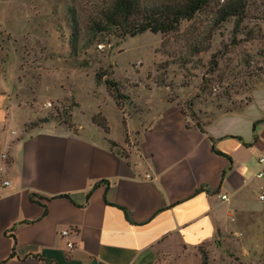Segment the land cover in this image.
<instances>
[{
    "label": "crops",
    "instance_id": "0c3cea01",
    "mask_svg": "<svg viewBox=\"0 0 264 264\" xmlns=\"http://www.w3.org/2000/svg\"><path fill=\"white\" fill-rule=\"evenodd\" d=\"M9 87L0 81V180L12 183L0 185V264H203L202 246L215 264L264 214V102L218 113L205 133L177 105L147 112L128 122L129 144L111 125L107 139L82 125L28 133L34 110ZM65 228L77 234L71 252Z\"/></svg>",
    "mask_w": 264,
    "mask_h": 264
},
{
    "label": "rangeland",
    "instance_id": "374dc122",
    "mask_svg": "<svg viewBox=\"0 0 264 264\" xmlns=\"http://www.w3.org/2000/svg\"><path fill=\"white\" fill-rule=\"evenodd\" d=\"M111 1L0 0V81L10 86L15 104L34 110L26 132L43 128L48 123L30 125L45 118L64 125L57 112H66L73 133L82 125L107 139L111 125L113 137L121 134L130 144L129 121L171 105L184 106L190 123L204 124L242 107L238 112L263 111L264 0H246L239 29L233 19L217 23L225 0H213L173 34L96 36L92 23ZM106 81L115 82L125 96L121 108ZM257 207L264 210L263 203ZM243 223L244 235H234V244L223 248L225 259L215 264H264V214ZM206 250L200 247L199 254Z\"/></svg>",
    "mask_w": 264,
    "mask_h": 264
},
{
    "label": "trees",
    "instance_id": "16d2710c",
    "mask_svg": "<svg viewBox=\"0 0 264 264\" xmlns=\"http://www.w3.org/2000/svg\"><path fill=\"white\" fill-rule=\"evenodd\" d=\"M212 2L213 0H112L109 6L101 12L99 18L93 21L92 32L96 36L99 34H109L119 35L121 38L137 37L147 32L169 35L177 32L184 22L193 21ZM247 11L246 0H225L223 6L216 14L217 23L223 24L233 19L235 20L236 29H239L246 17ZM75 24L73 38L77 36V27ZM72 44V48L75 50V42H72ZM102 78L103 74L97 75L98 82H101ZM106 84L111 89L110 92L116 105L121 108L120 101L126 99L125 96L120 94V90L115 82L106 81ZM191 107L193 106L191 105ZM181 108L182 112H187L184 106H181ZM243 109L244 107L231 112H238ZM57 113L59 117L57 119L62 120L65 117L63 121L64 125L72 129L71 116L67 115L66 112L62 113V115L60 112ZM50 121L51 118H45L40 123L34 122L29 127L37 128ZM93 121L98 127H101L106 133H109V127L106 123L99 122L97 117H94ZM201 121H196L193 124L205 133V127L209 122L204 124ZM259 123H264V120L255 123L254 129ZM108 143L113 148L117 147L115 142L108 141ZM90 195L91 193L87 195V200H89ZM61 197L68 196L64 195ZM13 241L14 247L12 255L15 253L17 245L15 238H13ZM203 264H207L206 255H203Z\"/></svg>",
    "mask_w": 264,
    "mask_h": 264
},
{
    "label": "built area",
    "instance_id": "2783aa9c",
    "mask_svg": "<svg viewBox=\"0 0 264 264\" xmlns=\"http://www.w3.org/2000/svg\"><path fill=\"white\" fill-rule=\"evenodd\" d=\"M2 159L3 160H7V155L4 154L2 156ZM259 165L264 168V151H263V154L260 156L259 158ZM4 168L3 167H0V177L3 175L4 173ZM257 177L258 178H263L264 177V170L260 171L258 174H257ZM146 179L147 180H150L152 179V177L150 175H147L146 176ZM0 185H1V188L2 189H9L12 187V183L10 181H7V180H0ZM4 194L0 191V200L3 198ZM259 199L261 202H264V190L261 191L260 193V196H259ZM222 200H227V197L226 196H223L222 197ZM73 235H77L76 232L70 228H65L63 229L61 232H60V237L64 240H66L67 242V248H68V251H73L75 249V244L70 241V238L73 236Z\"/></svg>",
    "mask_w": 264,
    "mask_h": 264
},
{
    "label": "water",
    "instance_id": "95a60500",
    "mask_svg": "<svg viewBox=\"0 0 264 264\" xmlns=\"http://www.w3.org/2000/svg\"><path fill=\"white\" fill-rule=\"evenodd\" d=\"M94 264H96V263H94Z\"/></svg>",
    "mask_w": 264,
    "mask_h": 264
}]
</instances>
